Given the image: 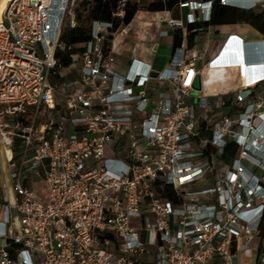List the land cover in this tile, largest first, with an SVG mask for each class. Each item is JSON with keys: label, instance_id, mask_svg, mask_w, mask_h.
<instances>
[{"label": "built area", "instance_id": "1", "mask_svg": "<svg viewBox=\"0 0 264 264\" xmlns=\"http://www.w3.org/2000/svg\"><path fill=\"white\" fill-rule=\"evenodd\" d=\"M128 1L80 42L63 38L78 0H9L2 12L0 264H240L239 252L264 264V75L251 81L253 61L237 75L207 67L219 51L187 43L216 5L264 11V0H135L126 23ZM142 21L181 34L161 70L155 37L121 58ZM241 41L264 57V39ZM210 97L230 111L212 116Z\"/></svg>", "mask_w": 264, "mask_h": 264}, {"label": "crops", "instance_id": "2", "mask_svg": "<svg viewBox=\"0 0 264 264\" xmlns=\"http://www.w3.org/2000/svg\"><path fill=\"white\" fill-rule=\"evenodd\" d=\"M138 26L141 27L142 25L140 23H137L135 25V28L141 34V37H140L141 40L149 41L153 39V36L150 34L149 30L145 29V31H141V30L139 31V29L137 28ZM176 33L179 34V38H180L179 45L182 44V37H181L180 32L172 30L173 39L169 43V50L171 52H172V47H174V35ZM227 36L228 38L225 40ZM194 37L195 36H193V45L196 44L198 46L197 53L199 54L204 53L206 58L208 54L211 53V50H213V48L215 47V44L217 40L219 39V37L221 38L223 37V40L217 49V51H219L218 54L215 56V58L211 62L207 64V67H211L212 65H219V66L230 68L229 60L233 59L232 57L234 55H238L237 59H233L234 63H233V68L231 69V73L234 75H237V71L239 70L240 65H241L240 62L242 63V60L244 57V56H241L242 48H243L241 40L254 41V40L264 39V35L260 31H258L255 27H253L249 23H245V22L212 23L210 24V26L207 27L205 31L198 33L196 35V40ZM206 38L208 39V42L205 48L202 46L205 45L204 40H206ZM211 41H212V44H211ZM193 45H191L190 47H192ZM171 52L167 55V57L170 56ZM215 53H213L211 56H213ZM121 54H122L121 58L123 60V56H124L123 54H126V56L129 57L131 54V51L122 52ZM141 55L144 56V54H141ZM123 61H126V60H123ZM199 63L201 62H198V64ZM165 64L161 68H158L155 66L154 67L157 70H161L165 66ZM248 68L253 69V73L251 75V81H255L257 78L264 75V61L249 64ZM214 71L215 70L211 71L210 76H214L215 78L222 80L225 74L224 69L217 71V72H214ZM216 75H218V77H216ZM4 194H5L4 190L2 189L1 184H0V200L4 199ZM10 195L12 198L15 197L14 192H10Z\"/></svg>", "mask_w": 264, "mask_h": 264}, {"label": "rangeland", "instance_id": "3", "mask_svg": "<svg viewBox=\"0 0 264 264\" xmlns=\"http://www.w3.org/2000/svg\"><path fill=\"white\" fill-rule=\"evenodd\" d=\"M79 4L77 6L76 9V18H77V27L76 28H83L85 30H89V26L91 24L92 21V17H91V11L93 9V7L95 6V1L94 0H78ZM175 11V15L176 16H180V9L177 8ZM186 12V9L183 10V13ZM142 26L141 27H137L139 29V31H145L149 30L150 34L153 35V37L158 38L159 39V43L160 46L158 48V52L155 56L151 57V60H153L154 66L161 68L165 63H167V61L169 60V57H167V55L171 52L169 50V43L170 41L173 39L172 37V31L169 32L168 35L166 36H158L159 34V28L157 25H154L152 23H147L145 21H142L140 23ZM65 29H64V40L67 41L68 40V33L70 31V29H72L68 24H64ZM139 36V37H138ZM133 38H128L123 45H121V52H128V51H132L133 49L136 50V52L141 53L146 55V49L145 46L142 44V41L140 40L141 34L138 32V30L135 28L132 36ZM223 37H219V39L217 40L215 47L213 48V50H211V53L208 54L207 58H209L213 53H215L220 45V43L222 42ZM213 41V40H212ZM211 41V44H212ZM136 47V49H135ZM123 60H127L126 54H123ZM241 56H243V48H242V54ZM233 59H237L238 55H234L232 57ZM233 59L229 60V64H230V69L233 68ZM241 63V62H240ZM201 63H199L198 65H200ZM74 67L73 66H66L65 68H63L61 70V75L63 76H69V78H76V87L80 88L81 87V82L79 80L78 77H76V75L73 72ZM238 74V71H237ZM216 77H218V75H216ZM217 80V78L215 79ZM228 96H224V99L227 100ZM218 98L217 97H210L209 98V103L212 104L213 106H215L214 108V112H211L212 116H216L219 117L223 114H227L230 109L228 106H222L221 102L217 101ZM197 112L202 116L204 115V109L199 107V109H197ZM30 187L35 190L36 194L38 197H41L42 193H45V190L47 189V185L42 182V181H37L35 183H30ZM239 262L240 264H254L255 262V256H253L252 258H244L243 253L239 252Z\"/></svg>", "mask_w": 264, "mask_h": 264}, {"label": "trees", "instance_id": "4", "mask_svg": "<svg viewBox=\"0 0 264 264\" xmlns=\"http://www.w3.org/2000/svg\"><path fill=\"white\" fill-rule=\"evenodd\" d=\"M95 6L91 11V19H111V7L115 3V0H94ZM174 0H170L169 5H172ZM137 1L130 0L124 10V21L126 23L130 22L137 11ZM148 7L152 10L162 9V4L159 0L149 1ZM235 22H245L249 23L260 31L264 35V11L260 8H240L227 5H216L214 9L212 23H235ZM204 27L209 25V23L203 24ZM194 34H188V44L193 45ZM90 37L89 30L83 28H72L68 33L69 42H80L88 39ZM64 38V36H63ZM180 44L179 34L174 35V47ZM64 63H69V57H64ZM233 145L230 146V150L233 149ZM262 244L264 245V236L262 238Z\"/></svg>", "mask_w": 264, "mask_h": 264}, {"label": "clouds", "instance_id": "5", "mask_svg": "<svg viewBox=\"0 0 264 264\" xmlns=\"http://www.w3.org/2000/svg\"><path fill=\"white\" fill-rule=\"evenodd\" d=\"M243 60L242 61H253V62H259V61H264V57L263 58H259L260 56H258V54L256 53V50L254 48H252V46L250 45L249 48H245L243 51Z\"/></svg>", "mask_w": 264, "mask_h": 264}, {"label": "bare ground", "instance_id": "6", "mask_svg": "<svg viewBox=\"0 0 264 264\" xmlns=\"http://www.w3.org/2000/svg\"><path fill=\"white\" fill-rule=\"evenodd\" d=\"M8 2H9V0H0V19H1L2 12L6 8ZM3 153H5V151H3Z\"/></svg>", "mask_w": 264, "mask_h": 264}, {"label": "water", "instance_id": "7", "mask_svg": "<svg viewBox=\"0 0 264 264\" xmlns=\"http://www.w3.org/2000/svg\"><path fill=\"white\" fill-rule=\"evenodd\" d=\"M217 1H219V0H217ZM152 74H153V75H156V72H153Z\"/></svg>", "mask_w": 264, "mask_h": 264}]
</instances>
